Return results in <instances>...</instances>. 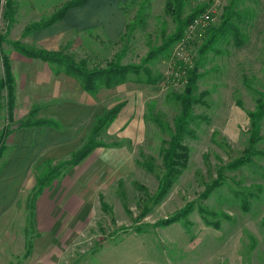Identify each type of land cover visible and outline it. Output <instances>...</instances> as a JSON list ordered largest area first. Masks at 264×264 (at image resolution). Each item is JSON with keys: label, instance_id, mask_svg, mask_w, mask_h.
<instances>
[{"label": "rangeland", "instance_id": "obj_1", "mask_svg": "<svg viewBox=\"0 0 264 264\" xmlns=\"http://www.w3.org/2000/svg\"><path fill=\"white\" fill-rule=\"evenodd\" d=\"M12 1L19 16L6 37V0H0L2 81L4 59L17 53L11 41L60 50L88 69H105L111 63L141 65L175 27L164 14L165 0H120L125 23L113 38L103 28L41 38L35 33L40 30H24L56 7L32 14L27 0ZM243 1L236 6L246 15L239 25L243 44L236 47L229 35L200 55L204 27L220 22L230 0H186L183 17L206 5L196 18L203 16L204 25L186 30L180 42L147 64L141 82L130 75L121 85L86 93L95 98L90 112L89 106L84 110L90 114L64 127L65 139L71 138L64 145L50 142L55 137L45 139L44 127H20L30 119L29 106L21 105L28 103L21 80L17 121H8L7 91H2L0 147L6 150L0 161V264H264V116L251 163L230 167L249 147L250 115L264 98V0ZM24 9L29 13L21 15ZM196 62L201 102L193 111L201 118L192 125L195 138L185 140L186 168L157 201L164 174L161 152L179 113L175 96L185 86L182 67L190 70ZM16 65L21 76L23 68ZM148 75L157 83H146ZM72 84L70 94L82 89L78 80ZM117 104H122L119 113L96 138L101 146L70 168L72 153L86 142L96 119ZM122 147L129 150V168L117 164ZM219 180L204 196L207 186Z\"/></svg>", "mask_w": 264, "mask_h": 264}, {"label": "trees", "instance_id": "obj_2", "mask_svg": "<svg viewBox=\"0 0 264 264\" xmlns=\"http://www.w3.org/2000/svg\"><path fill=\"white\" fill-rule=\"evenodd\" d=\"M87 0H68L56 8L48 18L27 27L24 32L31 30H41L50 27L56 22L62 20L68 10L80 7L86 3ZM186 0H165L164 14L169 16L174 23V31L168 36H163V41L160 46L152 48L147 57L143 60L141 65H120L118 63H111L105 69H88L84 63H76L73 58L68 55L61 54L60 51H47L43 49H32L21 45L18 41H11L12 46L19 55L28 59H39L44 63L52 66L55 74L63 73L75 80H78L82 89L91 95L98 92L99 89H110L121 85L128 80L130 75L136 76V82H141L138 78L145 66L152 60L164 55L170 47L175 43L180 42L186 30L193 25L194 20L201 14L206 5H199L190 10V13L183 17V9L186 5ZM243 4V0H230L228 5L224 7V11L220 22L217 25H210L204 27V34H201V45L199 46V54L203 55L205 52L215 48L219 40H224L229 35L236 47L243 44L241 38V30L239 25L245 23L246 15L237 11V5ZM124 5V4H123ZM123 8V7H122ZM16 9L12 0H6L4 6L3 19L6 23L4 35L7 37L15 22ZM236 20V22H234ZM197 29V28H196ZM0 36V40L5 36ZM185 68V86L183 94L175 96L179 102V113L173 120V128L170 129L171 136L168 147L163 148L161 152L163 160L164 174L160 178L158 191L155 195V200L160 201L165 196L172 183L179 177L182 171L186 168L188 162V148L185 144L186 138H195L194 129L192 127L195 122L200 120L199 115H195L193 106L201 102L196 97L198 62L194 63L193 68L188 70ZM4 78L0 80V94L5 89L7 91V101L5 108L8 114V121H13V107H14V78L9 66L8 57L4 59L3 63ZM146 83L154 85L157 80L151 78L149 75ZM122 104H117L109 111L98 117L91 128V132L86 139V142L75 152L72 153L68 166L74 168L78 166L96 147L101 146L96 141L101 130L109 125L117 116ZM36 110L30 112V119L20 124V127H52L59 128L60 124L53 119H35ZM264 116V98L262 102H258L255 113L250 115L251 129L249 147L244 151L243 156L234 160L230 167L238 169L251 163L252 157L256 155L255 144L259 138L260 124ZM33 117V118H32ZM6 147H0V161L5 153ZM219 177V176H218ZM222 183L221 180L214 185H208L203 195L208 196L214 188ZM189 208V207H187ZM187 208L184 212L178 214L179 218L187 214Z\"/></svg>", "mask_w": 264, "mask_h": 264}, {"label": "crops", "instance_id": "obj_3", "mask_svg": "<svg viewBox=\"0 0 264 264\" xmlns=\"http://www.w3.org/2000/svg\"><path fill=\"white\" fill-rule=\"evenodd\" d=\"M66 1L68 0H27V6L29 12L31 9L32 14L33 13L39 14V9L41 8H46V9H49L50 7L58 8L61 4H63ZM119 1L120 0H87L84 5L68 10L62 20L56 22L50 27L43 28V30L41 29L40 31L35 32L36 36H40L41 38H43L47 35H55V34L60 35L61 33L65 34L68 33L69 31L78 32V31L95 30L98 28H103V30L109 35V37L113 38L117 35V33L119 32L118 30H120L125 23L124 16L120 12V10H118L120 8L117 7ZM91 2H93L92 5H90ZM106 5L110 7L109 10L108 9L105 10ZM28 11H26L25 9L21 10L20 14L21 15L24 13L28 14L29 13ZM16 15L19 16V13H17V9H16ZM16 15H15V19H16ZM11 32L12 29L9 33V37H11ZM61 38L62 37H60V39ZM40 46L39 48L43 49ZM47 51H60V50H47ZM7 57L15 83V88H14L15 101L13 107L14 121H17L15 118L16 117L15 115H17L16 111L18 109V104H19L17 91L19 87H21L19 86L20 84L19 80H21L24 87L28 89V91L26 92L28 96L27 97L28 103L26 101L24 103H21V105L23 106L24 105L29 106L28 107L29 109L26 111V113H29V111L31 112L34 109H36V112L40 110L39 115L41 117L38 116V114H35L34 116L35 119H42V118L53 119L60 124L59 128L57 129L52 127H44L43 130L41 129L42 134L46 136L45 139L50 137L51 138L55 137L56 141H50V142L59 143L62 145L70 141L71 140L70 137H68V139L70 140L65 139L64 129L67 128L70 125V123L72 122H73L72 124L76 122L79 123V121H81L86 115H89L90 113L86 114L84 113V110L86 109L87 106H89L88 108L90 112L91 110L90 108L94 104L95 98L94 99L91 98V96L86 94V92H83L82 89L79 87L78 89L75 88L74 90L76 94H70V89L68 91V88H73L72 83H75V79L68 77L66 75L55 74L53 68H51L52 71L50 70L49 64L44 63L39 59H28L19 55L18 53H16V57L14 58L12 52L8 53ZM16 63H19L20 66H22L23 68L21 76H17ZM28 67L31 68L28 69ZM66 84L67 86H65ZM30 85L31 87H29ZM34 90L36 92V96L33 95ZM42 92H44L45 94H43ZM32 99L35 101L34 102L35 105H33ZM49 101L52 102L50 105H48ZM125 106L126 107L128 106V102L125 103ZM37 108L39 110H37ZM110 108L112 107H109L107 109ZM43 113H47L48 115H45ZM32 128L34 129L36 127H32ZM36 141L37 140H35L34 142ZM39 144L43 145V142L40 141ZM36 146L39 147L37 142H36ZM121 149L125 150V152L121 150V154H118V156L116 157L117 164L121 167L123 166L124 168H129V163H130V157L128 152L129 150L126 149L125 147H122ZM94 151L95 150H93L92 152L94 153ZM92 152L84 160H86L92 154Z\"/></svg>", "mask_w": 264, "mask_h": 264}, {"label": "built area", "instance_id": "obj_4", "mask_svg": "<svg viewBox=\"0 0 264 264\" xmlns=\"http://www.w3.org/2000/svg\"><path fill=\"white\" fill-rule=\"evenodd\" d=\"M203 23H204V17L202 16L201 21H198L197 19H195L194 22H193V25L190 26L189 28H191L190 30H193V29H195L197 26H202V25H204Z\"/></svg>", "mask_w": 264, "mask_h": 264}]
</instances>
